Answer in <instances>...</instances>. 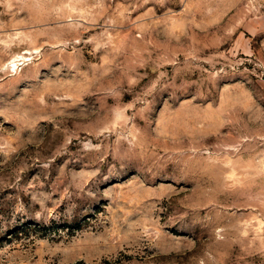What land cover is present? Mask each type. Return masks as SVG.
I'll return each instance as SVG.
<instances>
[{
    "label": "rangeland",
    "instance_id": "rangeland-1",
    "mask_svg": "<svg viewBox=\"0 0 264 264\" xmlns=\"http://www.w3.org/2000/svg\"><path fill=\"white\" fill-rule=\"evenodd\" d=\"M0 264H264V0H0Z\"/></svg>",
    "mask_w": 264,
    "mask_h": 264
}]
</instances>
